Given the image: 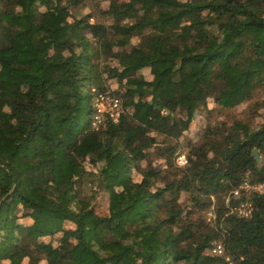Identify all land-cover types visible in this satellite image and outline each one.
<instances>
[{
  "label": "trees",
  "instance_id": "16d2710c",
  "mask_svg": "<svg viewBox=\"0 0 264 264\" xmlns=\"http://www.w3.org/2000/svg\"><path fill=\"white\" fill-rule=\"evenodd\" d=\"M103 91L123 112L93 129ZM257 94L264 0H0V264H221L217 241L264 264V194L230 196L264 180V124L227 112L257 111ZM196 111L208 122L185 153ZM87 158L104 213L80 194Z\"/></svg>",
  "mask_w": 264,
  "mask_h": 264
},
{
  "label": "rangeland",
  "instance_id": "374dc122",
  "mask_svg": "<svg viewBox=\"0 0 264 264\" xmlns=\"http://www.w3.org/2000/svg\"><path fill=\"white\" fill-rule=\"evenodd\" d=\"M100 5L105 6V2H101ZM86 11L87 9L85 10V12ZM142 73L146 77H149V71L147 68H145L142 71ZM108 83L109 86H111V88L118 87L123 93L126 92L125 88L118 86V83L115 78L110 79ZM90 90H94V89L90 88ZM250 102L254 103V106L257 107V111L251 113L248 110L249 103L245 102L235 106L231 111L228 110L227 112H229L230 114H234L236 118L250 121L249 123L250 127L252 129H255L256 127L264 124V94L263 95L257 94L256 96H254L252 100H250ZM182 115L184 116V113H182ZM212 115L217 116L219 114L214 112ZM218 118H223V115L219 116ZM207 122L208 119L204 111H196L191 125L186 131L183 132L182 137L179 139L182 147L179 148L178 150L184 151L185 153L188 152V148L186 147V145L189 144V141L194 142L199 140L203 132L204 126L207 124ZM150 159L153 163L158 164L157 163L158 160L156 159L155 155H151ZM140 164L141 166H145L146 162H142ZM83 166L85 169V174L82 178L83 186L80 188V194L82 195V197L89 198L90 195L94 193L95 199L93 202L95 203V200L97 199L100 200V205L97 207L98 209L97 211L100 213H104L107 206L108 194L101 188L102 183L104 181L99 174V168L101 166V162L98 161L95 164H93L91 160L87 158L86 160H84ZM135 176H136L135 178L138 177L137 175ZM99 195L101 196L99 197ZM188 200L189 199L187 197V194L182 193L179 201L182 204H186ZM55 235L59 236L60 234L57 233Z\"/></svg>",
  "mask_w": 264,
  "mask_h": 264
},
{
  "label": "built area",
  "instance_id": "2783aa9c",
  "mask_svg": "<svg viewBox=\"0 0 264 264\" xmlns=\"http://www.w3.org/2000/svg\"><path fill=\"white\" fill-rule=\"evenodd\" d=\"M123 112V106L121 99L110 91H103L96 93L93 99V115L91 119V127L98 129L104 125L106 120H110L113 123L118 122L119 117ZM187 163V157L185 153L177 154L175 158V164L179 167L184 166ZM256 192L264 194V180L254 181L247 174L240 182L239 186L234 188L230 193L234 199H239L246 192ZM229 196V197H230ZM228 200V198L226 199ZM244 202H239L236 206H233L232 210L237 211L240 215L247 217L252 211L251 201L245 199ZM209 217L213 216V207L207 211ZM210 253L222 258L221 264H237L236 261L226 253L223 244L220 241L214 242L211 247Z\"/></svg>",
  "mask_w": 264,
  "mask_h": 264
},
{
  "label": "water",
  "instance_id": "95a60500",
  "mask_svg": "<svg viewBox=\"0 0 264 264\" xmlns=\"http://www.w3.org/2000/svg\"><path fill=\"white\" fill-rule=\"evenodd\" d=\"M251 154L255 157L256 161L259 162L260 156L257 149H253Z\"/></svg>",
  "mask_w": 264,
  "mask_h": 264
}]
</instances>
